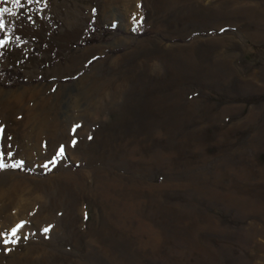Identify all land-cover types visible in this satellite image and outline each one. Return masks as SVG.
<instances>
[{"label":"rangeland","instance_id":"rangeland-1","mask_svg":"<svg viewBox=\"0 0 264 264\" xmlns=\"http://www.w3.org/2000/svg\"><path fill=\"white\" fill-rule=\"evenodd\" d=\"M0 9V264H264V0Z\"/></svg>","mask_w":264,"mask_h":264},{"label":"snow or ice","instance_id":"snow-or-ice-1","mask_svg":"<svg viewBox=\"0 0 264 264\" xmlns=\"http://www.w3.org/2000/svg\"><path fill=\"white\" fill-rule=\"evenodd\" d=\"M13 2L19 4L20 0H13ZM5 11H6V10H4V9H0V17H3V14H4ZM13 15H15V13H13ZM142 19H143V18H141V20H142ZM4 27H5L4 21H3L2 18H0V31H2V30L4 29ZM2 44H3V41H0V45H2ZM62 151H63V150L61 149V152H62ZM6 167H8V165H6L5 163H3V154L0 153V170H3V169L6 168ZM12 167H18V165H12ZM45 231H47V229H45ZM15 234H16V230L14 229V230L12 231V235L15 236ZM8 242H9V241H7V240L4 241V243H8ZM11 242H12V243H15V241H11Z\"/></svg>","mask_w":264,"mask_h":264},{"label":"trees","instance_id":"trees-1","mask_svg":"<svg viewBox=\"0 0 264 264\" xmlns=\"http://www.w3.org/2000/svg\"><path fill=\"white\" fill-rule=\"evenodd\" d=\"M1 37H3V36H1ZM93 43H96V41H90V40L86 39L79 45V47H85V46H88V45L93 44ZM0 73H1V71H0ZM12 74H14V73H12ZM14 75H17L20 79H22L21 74H14Z\"/></svg>","mask_w":264,"mask_h":264},{"label":"bare ground","instance_id":"bare-ground-1","mask_svg":"<svg viewBox=\"0 0 264 264\" xmlns=\"http://www.w3.org/2000/svg\"><path fill=\"white\" fill-rule=\"evenodd\" d=\"M29 111H30V110H29ZM26 114H27L26 117L28 118V115H29L28 110H27Z\"/></svg>","mask_w":264,"mask_h":264}]
</instances>
